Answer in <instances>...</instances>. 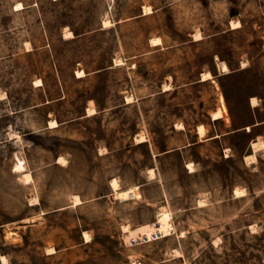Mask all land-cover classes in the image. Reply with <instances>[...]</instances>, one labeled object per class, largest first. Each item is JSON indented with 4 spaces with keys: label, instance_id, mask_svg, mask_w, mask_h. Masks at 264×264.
<instances>
[{
    "label": "rangeland",
    "instance_id": "rangeland-1",
    "mask_svg": "<svg viewBox=\"0 0 264 264\" xmlns=\"http://www.w3.org/2000/svg\"><path fill=\"white\" fill-rule=\"evenodd\" d=\"M251 97L264 117V0H0V264H264V127L209 138Z\"/></svg>",
    "mask_w": 264,
    "mask_h": 264
},
{
    "label": "bare ground",
    "instance_id": "bare-ground-1",
    "mask_svg": "<svg viewBox=\"0 0 264 264\" xmlns=\"http://www.w3.org/2000/svg\"><path fill=\"white\" fill-rule=\"evenodd\" d=\"M16 9H21L23 8L22 4L21 3H17L15 5ZM149 13H152V10L149 8V7H143V14H149ZM105 21V20H104ZM110 23L109 21H105L103 23V26H108ZM233 24V23H232ZM238 26V25H237ZM69 35H67L66 37H72L70 31L68 33ZM200 38V37H199ZM27 43V46L29 45L28 41L26 42ZM151 44L152 45H158L160 44V39L159 37H155V38H152L151 39ZM31 48L28 47V50H30ZM116 60V59H115ZM121 61V60H120ZM116 64H119V60H116L115 61ZM244 66V65H243ZM219 67H220V71L222 73H228L229 72V68L227 66V64L224 62V61H219ZM86 74L82 71V70H78L76 71V76L77 77H82V76H85ZM212 78V75L210 72H204L202 73L201 75V80H207V79H211ZM39 81V82H38ZM37 82L39 84L40 83V80H38ZM35 84H36V81H35ZM165 90H169L170 87L168 85H165ZM128 99V102H131L132 99L130 97L127 98ZM220 101L222 103V106L223 108L225 109V106H224V100H223V97L222 95L220 96ZM251 102H252V105H255L256 106V101H255V98H252L251 99ZM224 111V110H223ZM88 112L91 114L94 112L93 108L92 109H89ZM212 118L213 119H216V118H219L221 116V112L219 110L215 111L212 113ZM49 126H52V127H55L57 126V123L55 121H50L49 123ZM178 126H180L178 124ZM197 132L199 134L200 137L204 136L205 134V128L203 125H199L197 127ZM145 141L143 139V137H140L138 139V142H143ZM264 147V142L262 140H257V141H254L252 143V149H253V155L251 156H248L245 158L246 162H250V161H253L255 159V153L260 149ZM187 168L188 170L191 172L193 171L194 167L191 163H188L187 164ZM12 171L13 172H16V173H21L22 174V177H23V181H29L31 176L29 174L28 171H26V165H25V161L22 160L21 158H18L17 157V161L15 162V164L12 166ZM154 172H153V169H149V175L150 176H153ZM21 176V175H20ZM112 183V187L113 189L116 191V195H117V198L121 199V200H126V199H130V198H136V197H139V194L135 192V190L138 188L137 186L133 187V188H128V189H124V190H120L118 187V182L116 180H113ZM235 195L236 196H240L241 195V190H238L236 189L235 191ZM243 195V194H242ZM201 199V198H200ZM204 200H199V206H202L204 203H203ZM81 203V200L79 198L78 195H74L73 196V202L72 204L73 205H78ZM141 227H139L140 229ZM141 230L144 232V234L142 235H145V237L148 239V240H154L156 238H159V237H165V236H168L169 234L172 233L173 231V224H172V219H171V216L168 212L166 211H162L160 213H158V216H157V220H156V224L153 225V224H148V225H145L141 228ZM139 231V230H138ZM137 231V232H138ZM131 233V231H129ZM136 232V233H137ZM141 232V231H140ZM129 233V234H130ZM88 233H85L84 232V238L86 241H88L90 238L88 237L87 235ZM132 236L134 235V233H131ZM130 234V235H131ZM137 235V234H136ZM139 235V234H138ZM134 237V236H133ZM136 237V236H135ZM176 251V250H175ZM176 253V252H174ZM1 261L3 264H6V260L4 258V256H1Z\"/></svg>",
    "mask_w": 264,
    "mask_h": 264
},
{
    "label": "crops",
    "instance_id": "crops-1",
    "mask_svg": "<svg viewBox=\"0 0 264 264\" xmlns=\"http://www.w3.org/2000/svg\"><path fill=\"white\" fill-rule=\"evenodd\" d=\"M142 14H143V12H142ZM252 98H254V97H251L250 99H252ZM254 107H257V105L255 106V105L249 104V102H248V110L251 111L250 112L251 113V117H250L249 121L246 122L244 125L239 126V127H235V129L229 130L226 133H216L215 135H213V136H211L209 138H215L216 139V138H220L223 135H226V134L228 135V134H233V133H244V134L250 135V133L254 132V130H255L256 127H264V117L263 116H260V113H259L260 108H254ZM222 117H223L222 114H221V116L219 118H216V119H213L212 116H211V118L214 121L220 120ZM205 132H206V130H205ZM197 134H198V132H197ZM198 136H199V134H198ZM204 136H205V134H204ZM204 136H202V137H204ZM253 138L254 137H251V139H250V140H252L250 142L251 147H252V143L254 142V139ZM262 138L264 139V133L262 134ZM200 140H202V139H200ZM262 141L264 142V140H262ZM252 151H253V149H252ZM251 155H253V152L251 154H245V155H243V159H245L246 157L251 156ZM234 194H235V192H234Z\"/></svg>",
    "mask_w": 264,
    "mask_h": 264
}]
</instances>
